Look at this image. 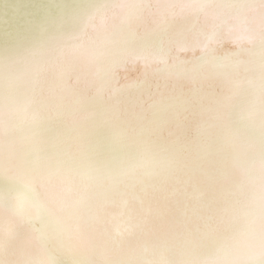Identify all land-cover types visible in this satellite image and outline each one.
<instances>
[{
    "label": "bare ground",
    "instance_id": "obj_1",
    "mask_svg": "<svg viewBox=\"0 0 264 264\" xmlns=\"http://www.w3.org/2000/svg\"><path fill=\"white\" fill-rule=\"evenodd\" d=\"M78 5L0 86V264H264V0Z\"/></svg>",
    "mask_w": 264,
    "mask_h": 264
},
{
    "label": "water",
    "instance_id": "obj_2",
    "mask_svg": "<svg viewBox=\"0 0 264 264\" xmlns=\"http://www.w3.org/2000/svg\"><path fill=\"white\" fill-rule=\"evenodd\" d=\"M21 1L28 0H0V86L14 75H25L29 59L37 58L34 53L43 48L42 45L47 46L55 32L70 28L82 0H38L29 10L18 11L16 4ZM6 11L10 12L9 15L5 14ZM18 128L11 130L12 133ZM30 146L26 147L24 158L28 157ZM15 206L18 211L25 207ZM65 263L74 264L67 257Z\"/></svg>",
    "mask_w": 264,
    "mask_h": 264
}]
</instances>
